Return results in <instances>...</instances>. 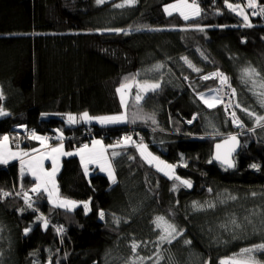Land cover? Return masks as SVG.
<instances>
[{
  "label": "trees",
  "instance_id": "trees-1",
  "mask_svg": "<svg viewBox=\"0 0 264 264\" xmlns=\"http://www.w3.org/2000/svg\"><path fill=\"white\" fill-rule=\"evenodd\" d=\"M173 1L137 0L116 8L122 0H0V108L7 113L0 116V140L9 135L12 145L34 150L41 143L32 132L62 133L76 153L83 140L89 146L101 138L117 173L113 183L97 168L86 174L77 155L64 157L58 191L77 204L64 208L43 189L31 191L37 181L22 173L18 161L0 164V264H222L264 243V121L242 111L264 116V21L250 16L247 0L228 2L241 5L248 22L225 0H196L201 15L184 20L166 14L164 6ZM156 65L163 67L157 71ZM249 67L260 73L255 84L245 82ZM217 71L236 91L240 127L223 105L208 108L199 98L220 85L219 79H202ZM126 77L159 82L160 88L137 106L133 81L126 109L116 91ZM84 112L126 113L128 122L72 124L64 118ZM23 125L24 133L17 129ZM233 134L242 138V148L235 169L228 170L214 162L213 145ZM126 136L176 165L180 179L147 163L132 143L123 144ZM161 216L183 232L171 244L158 241L162 227L154 222ZM133 241L140 244L135 251ZM255 257L264 264V252Z\"/></svg>",
  "mask_w": 264,
  "mask_h": 264
},
{
  "label": "snow or ice",
  "instance_id": "snow-or-ice-1",
  "mask_svg": "<svg viewBox=\"0 0 264 264\" xmlns=\"http://www.w3.org/2000/svg\"><path fill=\"white\" fill-rule=\"evenodd\" d=\"M98 4L105 3V0H97ZM137 3V0H122V3L114 4L113 6L116 8H124L129 6H134ZM225 4L227 9L231 10L232 12H236L239 15L243 16L244 21L249 20L248 14H246L243 10V7L239 4H233L231 2H228V0H225ZM247 7L251 9H256L259 7L256 3V0H247ZM169 9H172L173 11L179 12V14L183 17L184 20L194 19L196 17H199L201 15V9L199 6L195 3V0H193L192 3H189L188 0H181V3L178 5H170L165 8V12H167L169 15L173 14V11H170ZM264 14V7L260 8L259 12L253 11L252 15H259ZM245 27H251L250 23H245ZM197 30L203 31L202 28H199L197 26ZM114 31H122L120 29H115ZM181 59L185 60V62L188 64L190 68H193L194 71H201L198 68H195L194 65L191 64L190 61H188L187 57H182ZM163 65H156L155 70H159L162 68ZM139 75V74H137ZM243 75L246 78L245 82L251 81L253 84L256 83V81L253 79L254 77H259L260 73L256 71L255 68H246L243 70ZM186 79V78H185ZM204 80L208 79H219L221 85H225L227 87H230L228 84V77L225 76L222 72H214L209 75H205L202 77ZM136 85L139 88V91L137 92L135 96V102L136 105L139 106L140 102L144 99V97L148 94V92H155L157 89L160 88L159 82H149L147 80L140 82L135 81ZM132 87V84L128 82V78H125V82L121 84L119 88L116 89V91L120 94V101L121 104L127 107V92ZM261 87H264V80L261 81ZM215 91L219 93V89L210 90ZM236 91L235 89L231 90V96H235ZM200 100L203 101L205 105H207L208 108H215L218 104L223 105L225 108V111H227V104H225L223 98L220 95H213V96H205L203 93H199ZM0 96H2V93H0ZM260 103L261 105H264V92L260 93ZM236 107H240L239 103L236 104ZM242 111H244L249 116H254L256 122L259 124L260 122L264 121V116L257 115L253 112H250L247 108H243ZM7 115V113L0 108V116ZM233 121L237 123L238 126H242V122L239 121V119L235 116V113H232ZM80 119L84 121H91L93 119L99 121L101 124H118V123H124L127 122V117L125 114L116 115V116H103V117H92L89 116L87 112H84ZM68 122L75 124L77 123V118L75 116L69 115L68 116ZM134 122V121H133ZM153 123H155V120L153 118ZM62 133L60 137H57V139H62ZM31 139H35L40 141L41 146H46L47 144V137H41L36 135L35 132H32L30 134ZM8 141L9 137L4 136L3 140L0 141V163H8L9 158L15 159L22 156H28L29 153L27 152H11L8 149ZM236 137L231 136L229 137V140L225 141V144H228L229 142H235ZM123 144L132 143L136 148L140 150V155L149 163L150 165H154L158 171L164 172L166 176H169L172 179L179 180L180 178L178 176L174 175V169L176 165H169L166 164L163 161H160L158 157L153 156L150 152L147 151V146L140 143L136 144L134 141H132L131 137H124L123 138ZM96 145H101V141H93V148L89 149L88 145H84L82 149H78L76 153H70V152H64L63 151V144H59L57 147L51 148L50 152L46 151L38 156H32L27 162H25L23 159H21V171L23 173V166L25 163H27L29 171L31 174L36 178L38 183L34 188H32L31 191L38 192L41 188L44 189V191L48 192V197L50 200L53 199V195L55 192H58V189L56 188L55 184V173L57 171V160L59 155H79L81 159V163L84 165V171L87 174L88 172V165L89 164H98L102 171H107L109 178L112 180L113 183H115V175L114 170L112 168L111 161L108 159L107 156V149L104 148L102 145L97 150ZM120 142H118L117 145H110L109 147H119ZM219 150L221 145L216 146ZM38 151V150H34ZM229 154L231 152V149L228 150ZM113 157L120 155V153L113 151L111 154ZM50 158L52 160V171L48 172L43 167V161L44 159ZM216 159H221V156L219 154V151L217 153ZM223 162L225 164H228L230 167L233 166L231 161L227 159V155L223 158ZM186 166V165H184ZM253 167H256L253 165ZM168 171H165V170ZM181 183L185 185L186 187L191 188L192 184L189 180H182ZM49 185H51V188H49ZM211 191V189H209ZM4 196L10 195V193H3ZM24 199L26 202L30 200V197L27 193H24ZM232 199H235L233 197ZM53 203L56 204L57 207H69L74 206L76 204L75 201H68V200H53ZM29 207H31V203H29ZM85 209L88 208V204L84 205ZM194 207L198 209H202L203 205H199L198 202H194ZM208 207H215L214 204H209ZM104 213L100 212V217L103 218ZM41 219H44L41 217ZM247 219V218H246ZM119 223V220L116 221ZM250 222V221H249ZM157 227H162V234L158 236V241L162 245L163 243H169L171 244L173 240L178 238L179 236L183 235L182 230H178L177 227L174 224L169 223L165 217H157L156 221L154 222ZM231 223L235 225L236 227H240V225L237 223V221L233 218L231 220ZM48 221L44 219V226L47 227ZM226 227V226H225ZM28 231L27 229L25 230ZM58 232H62V228L57 229ZM185 244H190L191 241L185 240ZM140 247V244L133 241L131 244V248L133 251H135L137 248ZM256 252H264V243L254 245L251 248H244L241 250V253L238 254V257H232L226 262H222V264H260V262L256 259L255 253ZM144 259V258H140ZM148 259H151V257H148ZM51 264V262H49ZM158 264V261H157Z\"/></svg>",
  "mask_w": 264,
  "mask_h": 264
},
{
  "label": "rangeland",
  "instance_id": "rangeland-1",
  "mask_svg": "<svg viewBox=\"0 0 264 264\" xmlns=\"http://www.w3.org/2000/svg\"><path fill=\"white\" fill-rule=\"evenodd\" d=\"M97 1V0H96ZM105 1H112V0H105ZM188 2L189 3H192L193 2V0H188ZM181 3V0H175V1H173V2H170L169 4H167V5H165L164 6V9L166 8V7H168V6H170V5H178V4H180ZM195 3L199 6V8L201 9V7H200V4L195 0ZM170 11H173L172 9H169ZM244 12L246 13V14H248L247 13V11L246 10H244ZM175 13H178L179 14V12H177V11H173V14H175ZM166 14L167 15H169L167 12H166ZM240 16H242V15H240ZM243 17V16H242ZM249 20L250 21H252V19H250V16H249ZM248 22V21H247ZM135 82V80H129L128 82H130V84H132L133 85V83ZM140 82H143V81H140ZM134 86H137V85H134ZM138 87V86H137ZM130 90V89H129ZM210 90H214V89H208L205 93H203V94H205V96H210L209 94H211V96H213V95H217V93L215 92V91H210ZM127 95H128V93H127ZM126 109H128V105H127V107H126ZM83 114V113H82ZM82 114H79V113H77V114H68V115H66V117H64L65 118V120H67L68 121V116L69 115H76L75 117L77 118V123H80V122H82V121H84V120H82V119H80V117L82 116ZM89 114V116H92V117H103V116H107V115H103V114H101V116L100 115H98V116H94V115H91L90 113H88ZM125 115H126V113H125ZM84 122H87V123H98L99 124V121H97V120H95V119H93V120H91V121H84ZM127 122H128V120H127ZM127 122H124V123H120V124H125V123H127ZM77 123H75V124H77ZM84 132H86V134H91L92 133V131L91 130H85ZM6 136H8L9 137V141H8V149L11 151V152H16V153H20V152H27V153H29V155L28 156H22V159L25 161V159H30L32 156H38V155H40V154H42V153H44V152H46V151H49L51 148H54V146H56V145H58V144H60V143H62V144H66L65 143V139H57L56 141H52L53 139H51V136H50V134H49V136H47V138H48V140H47V144H46V146H39V147H37V148H35L34 150H38V151H34V150H27V149H20L19 147H17V146H14V145H12V144H10L11 143V140H10V136L9 135H6ZM46 137V136H45ZM57 137V136H56ZM18 139H21L20 137H18ZM95 139V138H94ZM99 139V138H98ZM3 140V138L0 140V141H2ZM55 140V139H54ZM93 140V139H92ZM91 140V141H92ZM144 145H146V144H144ZM80 148H83V147H80ZM79 148V149H80ZM140 151V150H139ZM147 151L148 152H150L151 153V151L148 149V147H147ZM152 154V153H151ZM12 158H9V160H11ZM21 159V158H20ZM20 159L18 160V158H15V160L14 161H10L9 163H14V162H17L18 161V163H21L20 162ZM160 161H162V160H160ZM164 162V161H163ZM0 164H3V163H0ZM166 164H169V165H173V164H171V163H167L166 162ZM20 167H21V165H19ZM26 167H23V169H25ZM114 171H115V179H116V177H117V173H116V170H115V168H114ZM165 171H168L167 169L165 170ZM106 173L108 174V172L106 171ZM105 174V173H104ZM106 174V175H107ZM174 175H176V171H175V169H174ZM109 177V176H108ZM110 179V178H109ZM111 180V179H110ZM112 181V180H111ZM41 189H43V188H41ZM40 189V190H41ZM63 233H65V230H63L62 231ZM230 258H224V260H223V262H226V261H228Z\"/></svg>",
  "mask_w": 264,
  "mask_h": 264
},
{
  "label": "crops",
  "instance_id": "crops-1",
  "mask_svg": "<svg viewBox=\"0 0 264 264\" xmlns=\"http://www.w3.org/2000/svg\"><path fill=\"white\" fill-rule=\"evenodd\" d=\"M72 116H74V115H72ZM87 123V122H86ZM93 141H101V145L104 147V148H106L107 149V156H108V159L111 161V164H112V168H113V170H114V164L112 163V160H111V158H110V154H109V152H108V150H109V148H108V146L107 145H105V143H104V141L100 138V139H98V138H95V139H93L92 141H91V143L89 144V146H88V148L89 149H92L93 148ZM9 144V143H8ZM11 144V143H10ZM61 144V143H60ZM59 145V144H58ZM58 145H56V146H54V147H57ZM101 145H96V149L98 150L100 147H101ZM80 149H82V148H80ZM63 151L64 152H70V153H73V151L72 150H69V149H67V145L66 144H63ZM49 152H50V150H49ZM74 155V154H73ZM76 155V154H75ZM68 156H71V155H59L58 156V160H57V171H56V173H55V177H54V179H55V184H56V188L58 189V187H57V179H58V174H59V172H60V170L62 169V160H63V158L64 157H68ZM78 157H79V159H80V156L79 155H77ZM22 159V157H18V160L19 159ZM21 159H20V162H21ZM15 159H11V160H8V163L10 162V161H14ZM29 159H25V162H27ZM80 162H81V159H80ZM5 164V163H4ZM7 164V163H6ZM20 165H21V163H19ZM82 164V163H81ZM83 165V164H82ZM84 166V165H83ZM23 167H26L25 169H23V171L25 172V171H27L32 177H34L32 174H31V172L29 171V168H28V165H27V163H25L24 164V166ZM43 167H44V169L46 170V171H48V172H51L52 171V160L50 159V158H48V159H44V161H43ZM93 168H97L98 169V171L101 173H105V174H107L106 173V171H102L101 170V168H100V166L98 165V164H89L88 165V171L90 172V171H92V169ZM108 175V174H107ZM114 175H115V171H114ZM109 176V175H108ZM35 178V177H34ZM36 179V178H35ZM37 181V180H36ZM37 183H38V181H37ZM49 188H51V185H49ZM44 190V189H43ZM48 193V192H47ZM53 200H67L66 198H64V197H61L60 196V194H59V191L58 192H55L54 193V195H53V199H52V201ZM69 201V200H68ZM71 201V200H70ZM77 204H75L74 206H69V207H75Z\"/></svg>",
  "mask_w": 264,
  "mask_h": 264
},
{
  "label": "water",
  "instance_id": "water-1",
  "mask_svg": "<svg viewBox=\"0 0 264 264\" xmlns=\"http://www.w3.org/2000/svg\"><path fill=\"white\" fill-rule=\"evenodd\" d=\"M231 136H235L236 137V141L233 142H229L228 144H225L226 140H229V137ZM229 137L223 138L221 140H219L218 142H216L213 147V153H212V158L214 160L215 163L222 165L224 168H227L228 170H233L235 169L236 166V161H235V156H237L240 152H241V144H242V138L239 137L238 135H229ZM217 145H221L220 149H217ZM231 149V152L229 154L228 150ZM219 151V154L221 156V159H216L217 153ZM225 155H227V159L231 161L233 166H229L228 164H225L223 162V158L225 157Z\"/></svg>",
  "mask_w": 264,
  "mask_h": 264
},
{
  "label": "built area",
  "instance_id": "built-area-1",
  "mask_svg": "<svg viewBox=\"0 0 264 264\" xmlns=\"http://www.w3.org/2000/svg\"><path fill=\"white\" fill-rule=\"evenodd\" d=\"M256 3H257V5L259 6V7H257L256 9H251L250 8V10H249V14H250V16H252L253 18H257V17H259V18H261L263 21H264V14H259V15H252V12L253 11H256V12H259L260 11V8L261 7H264V4H261L260 3V0H256ZM220 82V81H219ZM217 89H219L220 91H219V95L223 98V100H224V102H225V104H227V114H231L232 115V113L234 112V109H233V103H232V100H233V96H231V88L230 87H227V86H225V85H219L218 87H217ZM235 113V112H234ZM235 116H236V114H235ZM233 117V116H232ZM235 125L236 126H238L237 125V123H235ZM240 127V126H239ZM18 130H20L21 132H26V127L23 125V126H18V128H17ZM90 135V134H89ZM88 135V136H89ZM50 136H51V139H53L52 141L54 142V141H56L57 140V137H59L57 134H53V133H50ZM57 136V137H56ZM55 139V140H54ZM88 144V141L85 139V140H83L82 141V143H80V145L78 146V148H76L75 150H78L80 147H84V145H87Z\"/></svg>",
  "mask_w": 264,
  "mask_h": 264
}]
</instances>
